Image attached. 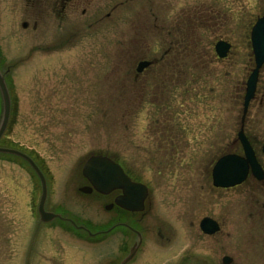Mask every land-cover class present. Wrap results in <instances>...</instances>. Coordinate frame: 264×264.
Here are the masks:
<instances>
[{"label": "rangeland", "instance_id": "obj_1", "mask_svg": "<svg viewBox=\"0 0 264 264\" xmlns=\"http://www.w3.org/2000/svg\"><path fill=\"white\" fill-rule=\"evenodd\" d=\"M172 2V20L179 28H170L173 33L162 38L165 48L179 41L165 54V66H156L134 80L135 58L148 51L154 43L151 39L159 33L144 29L106 33L104 52L92 56L100 58L93 61L88 52L94 45L93 34L83 36L81 26L71 29L67 21L58 19L51 31L43 23L49 19L41 16L35 29L33 22L39 14L32 2L0 0V71L6 72L10 97V115L0 146L32 157L47 182L46 208L67 209L70 218L78 217L70 201L79 197L70 188L80 180L86 157L119 151L123 162L136 172L134 178L165 187L158 191H165L167 238L179 242L182 230L192 232L189 225L194 208L201 216L211 207L222 227L212 241H200L201 251H213L218 264L224 255L231 258L229 264H258L264 260L262 252L258 253L261 242L252 239L249 223H245L239 190H211V206L204 201L198 206L197 199L204 198L212 186L207 177L212 160L227 150L226 143L239 130L246 80L254 67L250 29L264 14V0ZM214 7L218 18H206L204 14ZM80 9L75 11L78 19ZM181 10L185 18L179 19ZM194 13L201 16L196 23L190 22ZM218 39L232 45L224 59L215 57ZM188 58L192 62L182 63ZM257 89L244 123L260 141L264 138V97L260 103L264 66ZM2 110L0 93V121ZM165 122L169 131L174 127L170 137L181 140L183 146L182 154L172 156L167 151L161 159L163 153L155 144ZM40 191L36 173L24 160L0 153V217L21 214L15 205L19 197L28 213Z\"/></svg>", "mask_w": 264, "mask_h": 264}, {"label": "flooded vegetation", "instance_id": "obj_2", "mask_svg": "<svg viewBox=\"0 0 264 264\" xmlns=\"http://www.w3.org/2000/svg\"><path fill=\"white\" fill-rule=\"evenodd\" d=\"M172 1L28 0L29 3L34 4L39 14V18L33 22L35 29L39 28L40 19L43 16L49 19V21H43V23L51 31L54 24L55 26L58 24L59 19L62 22H64L63 20L67 21L66 24H69V26L72 25L69 27L71 29L74 27L73 25L81 26L83 36L87 38L90 37V34H93L94 45L92 51L88 50L92 53L91 59L93 61H99L100 58L92 56H101V53L104 52L105 42L103 40L106 33L123 34L138 29L159 33L160 36L151 39L154 43L150 45V48H146L148 51L144 50L138 58H135L136 63L132 74L134 80H137L146 71L149 74V71H153L156 66H165L167 64L165 54L168 51L170 52L179 41H172L170 43L172 45L165 48V37L162 38L163 34L171 35L173 33L170 28L174 30L179 28L177 26L179 24L174 23L172 20V15L175 13V11L170 10L173 6ZM78 7H81L80 19L75 14ZM218 9L221 11L220 8ZM209 12L204 14L206 18H218V11L215 7L214 10ZM64 14H66V17L63 16ZM261 16H264V14L257 18ZM181 17L185 18L182 10L177 18L181 19ZM191 18L193 19L190 22L196 23L201 19V16L194 13ZM178 21L180 24L182 23V20ZM22 23L27 26L26 21ZM51 40L53 39L51 38ZM219 40L230 44L226 56L223 58L217 56L214 44L215 57L224 59L229 55L232 45L225 39H218L217 41ZM118 43H120L119 40ZM95 44H98V46L95 47ZM136 54H138L137 50ZM140 62L144 63V67L138 72L136 66ZM190 62L192 61L189 58L182 61V63L187 64ZM262 66H264V63ZM258 78L252 100L256 98L258 92ZM260 96V103H262L264 91ZM246 115L247 112L243 122H240L239 128L242 127L243 134L253 154L245 156L241 141L237 137H232L226 143L227 150L212 160L210 170L207 173V177L212 184V168L215 162L221 156L234 154L247 159L245 162L246 174L243 181L226 188L212 185L207 190L206 196L204 198L198 197L197 200L200 202L198 206L204 203L211 206L214 201L212 191L238 189L241 194L238 200H241L243 204L245 223L247 221L249 223L248 230L252 234V239L257 244L261 242L262 250L258 249V253L262 252L264 255V138L257 141L256 138L251 136L244 123ZM172 128L174 127H171L170 131H172ZM170 131L169 128H166L165 122V127L161 128L160 131L162 132L161 137L157 139L158 142L155 144L160 147L158 151L163 153L160 154L161 159L165 158V152L167 151L172 156L177 152L179 155L182 154L183 142H180V139L178 142L174 137H170L174 134ZM166 145L170 147L167 150L165 149ZM91 155H102L110 158L120 165L131 181L143 183L132 176V173L135 174L136 172L131 169L130 164L127 165L123 162L125 160L122 159L119 151H115L114 154L106 151L95 152L89 154L86 159ZM251 158L254 160L253 162H250ZM78 180L70 188L79 196L74 201H70V208L78 216L77 218L67 216V209L65 211L47 209L48 191L44 210L59 216L49 221H43L38 211L39 199L33 203L27 213L26 205L19 197L15 205L17 211L20 210L21 214L19 216L17 214V217L14 218L0 217V264H31V256L33 264H218L213 251L202 252L200 248L202 239L212 241L222 227L219 218L214 214L211 207L201 216L196 215V208H194V216L189 225V228H191L189 230H192V232L187 230V233H184L182 230L180 233L182 238L179 242L174 243V240L167 238L168 234H165V191H158V189H165V187H155L143 183L146 186L145 192L141 194L135 192L126 197L120 187L104 189L103 191L96 190L82 173H80V180ZM81 188H85V190H81ZM142 195V201L138 203ZM3 198L7 197L3 196ZM125 200H129V202ZM184 200L186 203H190L187 198ZM117 201L129 203L131 207H138V209L125 208ZM203 218L214 220L218 224V231L210 234L203 232L200 227ZM172 237L175 238V235ZM221 262H223V256ZM258 264H264V260Z\"/></svg>", "mask_w": 264, "mask_h": 264}, {"label": "water", "instance_id": "obj_3", "mask_svg": "<svg viewBox=\"0 0 264 264\" xmlns=\"http://www.w3.org/2000/svg\"><path fill=\"white\" fill-rule=\"evenodd\" d=\"M24 26V25H23ZM251 47L252 53L254 56L255 66L251 70L245 87V94L243 97V109L241 122H243L245 114L247 112V107L250 100L254 96L256 82L258 78V72L262 64L264 63V16L259 17L251 29ZM230 47V44L225 41H217L215 44V51L217 55L222 58L226 56V53ZM144 67V63H139L137 70L140 71ZM0 93L3 102L2 118L0 121V137L4 132L6 125L8 123L9 114H10V97L9 92L4 80L3 74L0 72ZM237 137L240 139L243 146L245 156L253 154V151L243 134L242 127L237 133ZM264 150V149H263ZM0 152L9 153L17 155L24 160H26L33 170L36 172L40 179L41 183V195L38 202V211L43 221H49L54 217L59 216L52 212L44 210V202L46 198V183L43 174L40 169L34 163V161L26 154L16 149L0 147ZM247 159L237 156L234 154L221 156L213 165L212 168V183L214 186L219 187H229L239 184L243 181L246 168L245 162ZM254 160H250L253 162ZM82 175L87 178L92 186L98 190L103 191L104 189H111L115 187H120L123 189L126 197H129L130 194L142 193L145 192L146 186L140 182H133L130 178L123 172L119 164L111 160L110 158L102 155H91L84 162L82 169ZM85 190V188H81ZM142 197L139 198L138 203L142 201ZM129 202V200H125ZM118 204L122 205L128 209H138V207H131L129 203L117 201ZM200 227L205 233H214L218 230V225L215 221L209 218H203L200 222ZM231 258L228 256L223 257V263H230Z\"/></svg>", "mask_w": 264, "mask_h": 264}]
</instances>
